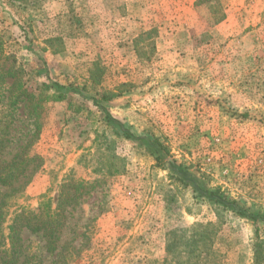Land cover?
I'll use <instances>...</instances> for the list:
<instances>
[{
	"label": "rangeland",
	"instance_id": "1",
	"mask_svg": "<svg viewBox=\"0 0 264 264\" xmlns=\"http://www.w3.org/2000/svg\"><path fill=\"white\" fill-rule=\"evenodd\" d=\"M1 72L5 96L32 93L14 106L21 130L29 109L41 120L42 167L9 214L54 197L70 172L99 180L71 264H148L168 230L197 224L212 240L201 264H252L260 243L264 264V0H0ZM104 109L157 139L162 159ZM168 159L256 218L201 196Z\"/></svg>",
	"mask_w": 264,
	"mask_h": 264
},
{
	"label": "trees",
	"instance_id": "2",
	"mask_svg": "<svg viewBox=\"0 0 264 264\" xmlns=\"http://www.w3.org/2000/svg\"><path fill=\"white\" fill-rule=\"evenodd\" d=\"M223 18L224 14L221 12L215 17V22H220ZM5 73H0V81L6 77ZM15 83L16 80L9 87ZM0 93V264H71L89 243L88 228L95 217H87L82 204L99 185V180L76 177L70 172L58 184L54 197L41 199L35 209H19L9 214L13 206L11 201L23 193L42 167V158L33 150L34 143L39 138L41 120L29 109L24 119L26 129L21 130L14 106L21 101L30 103L32 93L24 88L13 99L10 95L5 96L2 90ZM103 112L108 124L118 128V135L149 146L157 163L162 159L161 152L166 153V150L157 139L135 135L105 109ZM166 162L175 170L180 180L186 184L191 183L201 196L216 201L224 208H232L241 215L256 218L242 210L234 200L225 199L215 191L199 187L187 170L176 164L174 159ZM92 171L100 170L97 166ZM203 230L208 231V227L201 224L193 229L168 230L164 255L161 259H150L148 264H201V261H207V248L212 240H209V235ZM31 237L38 240L35 247L29 239ZM260 244L253 247L252 264H258Z\"/></svg>",
	"mask_w": 264,
	"mask_h": 264
}]
</instances>
